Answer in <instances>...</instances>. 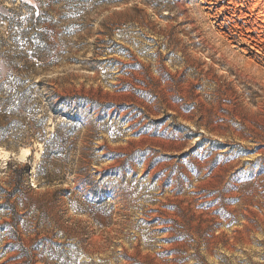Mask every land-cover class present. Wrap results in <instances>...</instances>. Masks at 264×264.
I'll use <instances>...</instances> for the list:
<instances>
[{"label":"rangeland","instance_id":"rangeland-1","mask_svg":"<svg viewBox=\"0 0 264 264\" xmlns=\"http://www.w3.org/2000/svg\"><path fill=\"white\" fill-rule=\"evenodd\" d=\"M0 264H264V0H0Z\"/></svg>","mask_w":264,"mask_h":264},{"label":"trees","instance_id":"trees-1","mask_svg":"<svg viewBox=\"0 0 264 264\" xmlns=\"http://www.w3.org/2000/svg\"><path fill=\"white\" fill-rule=\"evenodd\" d=\"M19 109L21 108V106H17ZM5 110L4 112L7 113V109H6V106H4Z\"/></svg>","mask_w":264,"mask_h":264},{"label":"bare ground","instance_id":"bare-ground-1","mask_svg":"<svg viewBox=\"0 0 264 264\" xmlns=\"http://www.w3.org/2000/svg\"><path fill=\"white\" fill-rule=\"evenodd\" d=\"M233 3V2H232ZM254 11V10H253ZM248 65H251V63L250 64H248Z\"/></svg>","mask_w":264,"mask_h":264}]
</instances>
